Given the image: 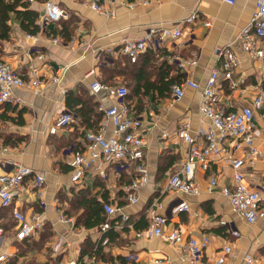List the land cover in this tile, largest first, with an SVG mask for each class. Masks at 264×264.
I'll use <instances>...</instances> for the list:
<instances>
[{
  "label": "crops",
  "instance_id": "0c3cea01",
  "mask_svg": "<svg viewBox=\"0 0 264 264\" xmlns=\"http://www.w3.org/2000/svg\"><path fill=\"white\" fill-rule=\"evenodd\" d=\"M53 1L66 9L68 17L64 20H73L71 40L65 41L61 36V24H42L39 16L40 40L34 46L19 22L12 19L11 39L4 42L1 56L14 66L26 86L15 91L22 103L11 104L24 110V123L0 120V132L22 139L14 146L4 145L0 139V173L11 171L13 162H22L46 174L45 206L40 204L41 197L32 179L24 182V190L12 206L4 208L0 205V227L4 231L0 238V253H10L5 264H57L61 258L77 259L81 264H140L156 258L162 260L161 264H202L223 254L225 241L233 248L226 264H264V217L249 225L232 211L222 193L223 186L232 184V171L225 161L215 158L206 170L197 169L195 183L199 192L195 195L166 189L170 176L184 164L188 150L177 135L178 128L189 123L197 142L205 143L204 132L210 128V121L199 110L200 89L187 87L181 99H176L172 91L167 96L158 91L144 94L146 81L143 80L138 94H130L132 109L138 103L142 104L138 107L140 111L134 113L142 122L147 147L144 159L151 181L140 191L139 201L129 204L124 192V186L134 175L129 164H111L106 179L86 177L83 188L88 190L89 197L95 196L122 207V213L128 216L124 228L112 227L103 235L99 226L90 229L76 226V215L66 213L71 207L74 188H81L71 182V168L66 163L72 152L86 143L84 127L74 123L56 135L49 134L57 115L69 110L66 106L68 92L84 89L92 95L89 85L95 79L111 85L129 84L128 88L133 89L135 81L131 78L135 69L122 52V42L126 38L141 37L151 28L182 25L185 34L179 39L155 40L149 45L137 63L144 66V71L149 72L154 64L165 75L166 61L172 65L170 77L181 74L182 81L190 79L202 87L212 69L221 65L218 52L230 46L240 59L237 74L244 75L245 81L233 90L222 80L221 105L234 110L250 104L261 82L259 62L242 50L237 38L255 11V0H236L235 5L220 0H149L148 4L136 3L133 8L130 3L136 0H103L111 11L110 17L95 12L87 0ZM44 2H31L30 7L40 15ZM192 11L198 13V19L194 23L185 22ZM206 20L211 22L210 27L204 25ZM174 56L195 59L197 64L180 68L173 60ZM156 75L152 80L158 83L162 78L155 79ZM53 76H59L57 83H52ZM36 77L43 81L38 89L32 84ZM93 96L99 105H109L112 101L105 92ZM8 114L17 118V112ZM112 133L113 126L108 125L107 134ZM252 133L259 155L252 156L247 145L242 143L237 147L238 141L232 139L224 144L245 161L243 172L247 185L260 189L264 186V105L255 116ZM211 177L217 179L213 187L210 186ZM156 200L162 209L153 207ZM181 201L187 202L189 209L173 212ZM16 203L27 214L39 212L45 217L44 229L23 241L16 239V222L12 214ZM60 212L72 217L73 224L59 223ZM156 212L167 216L169 230L181 231L186 238L200 240L205 235L211 238L210 245L202 250L197 261L181 259L179 249L163 238L137 237L139 231L149 228L150 215ZM121 215L111 219L122 223ZM233 231L239 236L233 235ZM49 233V237L41 239V235ZM60 233H65L73 246L64 255L56 256L52 242ZM248 259L252 262L248 263Z\"/></svg>",
  "mask_w": 264,
  "mask_h": 264
},
{
  "label": "built area",
  "instance_id": "2783aa9c",
  "mask_svg": "<svg viewBox=\"0 0 264 264\" xmlns=\"http://www.w3.org/2000/svg\"><path fill=\"white\" fill-rule=\"evenodd\" d=\"M35 2L37 0H26ZM229 5H235L236 0H220ZM89 6L97 13L110 17L111 11L105 6L103 0H87ZM136 3L148 4L149 0H136L130 3L133 8ZM40 16V23H55L68 17L66 9L61 7L53 0H45L43 10ZM198 19V13L192 11L185 22L194 23ZM204 25L211 26V22L206 20ZM185 34L182 25L174 28L149 29L143 36L138 38H126L122 42V52L128 57L130 62L135 63L140 55L146 51L149 45L155 40L179 39ZM27 37L36 46L40 40V34H27ZM56 40V39H54ZM237 41L242 50L253 60L259 62L260 86L256 96L251 103L238 109L229 110L221 105L220 91L222 89L221 81L228 82L230 89H237L245 81V76L237 74L240 66V59L228 46L218 52L222 59L221 65L215 67L210 72L204 86L197 82L186 79L180 84L173 86L172 93L176 99H181L185 95L187 87L201 90L200 113L210 121V128L204 132L205 143L200 145L195 136L190 132L189 123H183L177 130L178 137L187 145L188 150L186 159L181 169L174 172L166 185L169 191L185 194H197L198 188L195 183V174L198 168L206 170L212 159L218 158L225 161L232 171V184L223 186L222 193L228 199L232 211L241 217L247 224L253 225L264 217V186L260 189L251 188L245 182L243 166L245 161L233 154L230 147L224 143L226 140L238 141L237 147L242 143L247 145L252 156L259 155L254 147V135L252 126L257 112L264 105V0H255V11L249 22L241 29ZM33 52V50H32ZM31 51L28 52L30 55ZM173 60L177 62L178 67L185 68L189 65H196L195 59L174 56ZM52 83L59 81V76L51 78ZM35 89L43 85V81L36 77L32 83ZM26 86V81L15 70L14 66L7 61L0 62V105L22 103V99L15 94V91ZM89 91L92 95L98 96L105 92L111 97V103L104 105L100 103L99 110L103 113L101 124L97 130H88L85 132L86 147L75 149L67 165L71 168V182L84 187L87 176H99L106 179L109 166L119 163L129 164L135 174L130 183L124 186V192L129 204H135L139 201L140 191L149 185L150 173L145 163L146 141L142 129L141 120L136 117L134 111L128 106L125 98L128 89L123 85H111L100 80H93L89 85ZM75 116L70 110L63 111L54 119L49 129V134L56 135L62 129L73 124ZM108 125L113 126V133L107 134ZM264 140V133L262 135ZM7 149H3L6 151ZM12 170L0 173V205L8 208L15 203L24 190V182L32 179L35 187L38 189L41 197L40 204L45 206L43 200L44 185L46 174L44 171H37L34 168L25 165L22 162H13ZM217 184L216 177L210 178V186ZM153 207L162 209V205L154 202ZM103 210L111 218L118 214L121 215L122 223H115L113 226L108 221L99 226V231L103 235L111 227L124 228L128 222V216L122 213V207L115 206L112 203L104 202ZM189 205L185 201L178 203L173 212L186 211ZM13 219L16 222V239L23 241L34 236L44 229L45 217L39 212L30 214L25 213L16 203L12 211ZM58 222L63 225H72L74 219L65 213L58 214ZM225 223V222H223ZM4 231L0 227V238ZM233 235L239 236L236 231ZM158 237L163 238L168 243L175 245L179 251L181 259H191L197 261L201 256L202 250L210 245L211 238L208 235L200 240L185 235L178 230L167 229V216L160 212L150 215V226L146 231H139L137 237ZM71 241L65 233L56 235L52 242V251L56 256L64 255L72 247ZM232 244L225 241L223 254L211 262L202 264H226L227 256L232 252ZM10 257L8 251L0 253V264H5ZM131 259V257H129ZM248 263L252 260L248 259ZM161 259H149L140 264H161ZM57 264H81L77 259L64 260L59 259Z\"/></svg>",
  "mask_w": 264,
  "mask_h": 264
},
{
  "label": "trees",
  "instance_id": "16d2710c",
  "mask_svg": "<svg viewBox=\"0 0 264 264\" xmlns=\"http://www.w3.org/2000/svg\"><path fill=\"white\" fill-rule=\"evenodd\" d=\"M39 13L30 7V2L26 0H0V62L4 61L2 59V54L4 53V42L10 41L11 39V24L10 21L12 19L17 20L20 24V27L27 34H38L41 30L40 24H38ZM57 24H61L60 34L65 41L71 40L73 27V20L67 19L56 22ZM130 61V60H129ZM139 60L133 63V68L135 69L134 77L131 78L135 81L133 89H129L128 85L124 83H120L128 89V94L125 98L128 106L131 108L129 103V96L132 92L138 94L143 80L146 81L144 84V94H148L152 91H158L160 95H169L173 89V86L176 84L182 83V75L177 74L176 76H169V72L172 69V65L168 64L166 61L163 67L165 75H162L161 68H157L154 64L151 65V70L144 71V66L141 64H137ZM163 66V65H162ZM133 71V70H132ZM157 74V75H156ZM156 75L157 79L162 78L158 83L152 80V76ZM132 96V95H131ZM98 102L95 101L93 95H89V93L80 89L79 92H68L66 96V106L67 108L74 113L76 116L75 125L83 126L84 131L88 130H97L101 124L103 113L98 108ZM142 107L141 103L137 104V107L131 108L132 111L138 113ZM17 112V118L12 117L8 114V112ZM23 109H18L11 104L0 105V120H14L19 124L24 123L23 119ZM73 123V124H74ZM84 132V133H85ZM0 139L3 141L4 145H17L22 139H18L17 137L5 134L0 132ZM86 147V143L80 149ZM135 174L132 176L134 178ZM131 179V181H132ZM74 196L71 202V207L66 209V213L69 215H76V226H83L86 229L94 228L96 226H100L105 222H109L112 226L116 223L111 218H109L105 212L103 211V203L105 201L99 200L97 197H89V192L87 189L74 188L73 190ZM105 198V197H104ZM125 226V225H123ZM112 228V227H111ZM110 228V229H111ZM51 233L46 235H41V239L45 240L49 237Z\"/></svg>",
  "mask_w": 264,
  "mask_h": 264
},
{
  "label": "rangeland",
  "instance_id": "374dc122",
  "mask_svg": "<svg viewBox=\"0 0 264 264\" xmlns=\"http://www.w3.org/2000/svg\"><path fill=\"white\" fill-rule=\"evenodd\" d=\"M127 78H130V77H127Z\"/></svg>",
  "mask_w": 264,
  "mask_h": 264
}]
</instances>
